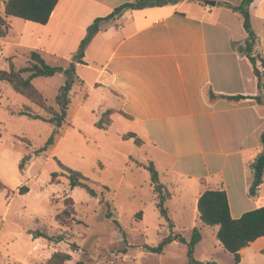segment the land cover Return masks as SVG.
<instances>
[{
  "label": "crops",
  "instance_id": "0c3cea01",
  "mask_svg": "<svg viewBox=\"0 0 264 264\" xmlns=\"http://www.w3.org/2000/svg\"><path fill=\"white\" fill-rule=\"evenodd\" d=\"M134 1L58 0L46 24L22 20L19 43L68 65L96 18ZM240 1L168 0L124 10L100 24L84 63L75 62L80 105L92 103L96 116L110 110V125L113 116L127 127L121 137L136 134L171 196L191 197L197 209L204 190L223 188L233 218L264 204V175L249 195L250 165L262 149L264 75L260 90L253 65L237 50L246 38L240 15L223 5ZM249 12L264 60V0H253ZM240 254L264 255V236Z\"/></svg>",
  "mask_w": 264,
  "mask_h": 264
},
{
  "label": "rangeland",
  "instance_id": "374dc122",
  "mask_svg": "<svg viewBox=\"0 0 264 264\" xmlns=\"http://www.w3.org/2000/svg\"><path fill=\"white\" fill-rule=\"evenodd\" d=\"M2 1L0 16L4 17ZM5 20L8 30L0 37V69L8 70L10 63L16 70L28 65L31 50L38 51L50 65L67 66L62 58L43 55L37 48L20 44L24 22L15 17ZM64 81L58 72L52 77H36L32 83L42 93L45 105L57 111L55 96ZM82 97L75 82L67 117L54 136V144L30 158L20 171L21 159L42 148L54 127L45 120L50 116L48 112L0 81V179L7 186V190L0 192V264H47L56 251L70 254L64 264H188L187 243L173 241L160 254L144 248L156 246L170 233L169 224L156 208L155 194L144 168L152 150L122 139L127 127L113 116L109 127H96L102 114L92 113L90 102L80 105ZM57 161L89 178L97 196H90L79 186L70 189L67 173ZM54 172L58 174L52 177ZM22 186L28 191L20 194ZM175 194L165 202L174 225L171 232L189 241L193 228L199 230L201 240L194 248L195 260L264 264V255H244L235 263L216 238L218 227L200 221L191 197L184 200ZM36 232L63 235L64 240L49 242L34 237ZM71 243L76 244V249Z\"/></svg>",
  "mask_w": 264,
  "mask_h": 264
},
{
  "label": "trees",
  "instance_id": "16d2710c",
  "mask_svg": "<svg viewBox=\"0 0 264 264\" xmlns=\"http://www.w3.org/2000/svg\"><path fill=\"white\" fill-rule=\"evenodd\" d=\"M252 1L253 0H241L238 5H231L224 2L223 5L240 15L243 28L246 32V38L242 45H236L237 50L245 55L253 65V72L257 77L258 88L262 90L263 86L261 83V77L264 75V70L259 69L258 65L264 67V60L259 53L256 52L258 36L252 27L251 15L249 12V6ZM57 2L58 0H4V17L0 16V37L5 36L8 30V24L5 20L6 17H15L21 20L44 25L48 22ZM167 2L168 0H135L134 2H127L117 6L109 15L105 17L96 18L92 24L88 26L86 36L81 40L77 51L72 55L71 60L68 62L66 67L50 65L45 62L38 51L31 50L28 55V65L16 70L15 66L10 63L8 70L0 69V81L8 83L16 93L23 95L35 105L48 112L50 116L45 118V120L51 123L54 127L52 135L48 138L42 148L30 152L27 156H24L21 159L19 163L20 171L23 169L25 162H27L30 158L39 156L42 152H45L51 145L54 144V136L58 134L59 129L67 117L70 103V91L73 84L76 81H79L75 73V62L84 63L82 57L84 55L85 47L93 35L99 30L100 24L103 21H107L110 18L120 15L124 10L158 6ZM58 72L63 74L65 81L64 84L59 87L58 93L55 96V102L58 105V110L55 111L45 105V99L43 98L42 93L34 87L32 80L36 77H52ZM23 73L28 74L24 77L22 75ZM229 98H238V96ZM256 99L260 101L259 97H256ZM20 113L24 115H31L27 111H21ZM104 116H107V119H103ZM109 125L110 110H106L95 122V126L105 129ZM130 138H133L136 145H141L142 140L137 137L136 134L128 132L122 135V139L127 140ZM261 144V151L250 165V169L253 173V179L249 187V195L251 197L256 196L263 181L264 131L261 133ZM57 162L59 167L67 173L70 189L79 186L84 188L90 196H97L96 191L90 187V183L92 182L89 178L85 177L80 171L71 169L63 165L60 161ZM144 168L149 174L150 184L152 186L153 193L155 194L156 208L160 216L169 224L170 230V233L162 238L156 246L144 245V248L148 252L160 254L162 253L164 247L173 241L187 243L188 264H218L214 261L199 262L194 259L193 253L195 245L201 240V234L197 228H193L189 241H186V239L180 234H172L171 231L174 225L169 217L168 210L165 207V202L171 198V193L160 181L158 171L152 161H149ZM57 174V172H54L52 177ZM103 188L107 189L106 187ZM4 190H7V186L0 179V192ZM27 191L28 188L25 186H22L19 189L20 194L26 193ZM68 200L71 201V198ZM106 204L109 203L106 202ZM196 208L199 219L203 224L218 227L216 238L224 250L233 256V261L235 263H238L241 260L240 251L243 248L249 246L250 243L255 241L257 238L264 236V204L242 213V215L238 218H233L230 213L227 193L223 188H220L204 190L198 197ZM135 216L137 217V215ZM106 217L110 218L111 214L107 213ZM115 222L118 224L116 220ZM34 237H42L53 243H59L64 240L63 235L55 237L49 236L43 232L34 233ZM71 247L76 249V244L71 243ZM69 259V253L56 251L50 256L47 264H64V262Z\"/></svg>",
  "mask_w": 264,
  "mask_h": 264
},
{
  "label": "water",
  "instance_id": "95a60500",
  "mask_svg": "<svg viewBox=\"0 0 264 264\" xmlns=\"http://www.w3.org/2000/svg\"><path fill=\"white\" fill-rule=\"evenodd\" d=\"M211 5H214L215 2L214 1H208Z\"/></svg>",
  "mask_w": 264,
  "mask_h": 264
}]
</instances>
